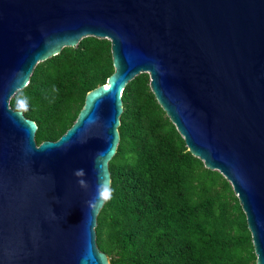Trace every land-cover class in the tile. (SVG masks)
<instances>
[{
    "label": "water",
    "instance_id": "obj_1",
    "mask_svg": "<svg viewBox=\"0 0 264 264\" xmlns=\"http://www.w3.org/2000/svg\"><path fill=\"white\" fill-rule=\"evenodd\" d=\"M87 36L111 40L115 70L37 143L36 122L10 111L15 87ZM143 72L191 154L230 182L264 264V0H0V264H111L95 228L123 91Z\"/></svg>",
    "mask_w": 264,
    "mask_h": 264
},
{
    "label": "trees",
    "instance_id": "obj_2",
    "mask_svg": "<svg viewBox=\"0 0 264 264\" xmlns=\"http://www.w3.org/2000/svg\"><path fill=\"white\" fill-rule=\"evenodd\" d=\"M114 70L111 40L95 36L38 61L22 87L37 143L59 139L87 92ZM150 81L149 73L137 74L123 91L121 141L109 161L112 192L95 228L99 248L111 264H257L230 182L191 154Z\"/></svg>",
    "mask_w": 264,
    "mask_h": 264
},
{
    "label": "clouds",
    "instance_id": "obj_3",
    "mask_svg": "<svg viewBox=\"0 0 264 264\" xmlns=\"http://www.w3.org/2000/svg\"><path fill=\"white\" fill-rule=\"evenodd\" d=\"M15 90L17 91L15 110L14 111L10 110V109L9 110L14 112V113H16V114H18L19 116H21L22 113H24V112H26L28 110V107H29L28 100H29V98L24 94L22 88L16 86ZM74 175L76 177L80 178L78 180L79 185L82 188L87 189L88 188V183L86 182L85 179H83V177L85 176L84 170L83 169H78V170L75 171ZM87 204L89 206V201H87Z\"/></svg>",
    "mask_w": 264,
    "mask_h": 264
},
{
    "label": "snow or ice",
    "instance_id": "obj_4",
    "mask_svg": "<svg viewBox=\"0 0 264 264\" xmlns=\"http://www.w3.org/2000/svg\"><path fill=\"white\" fill-rule=\"evenodd\" d=\"M107 194H108V193H107V191H106V192H105V195L107 196Z\"/></svg>",
    "mask_w": 264,
    "mask_h": 264
}]
</instances>
